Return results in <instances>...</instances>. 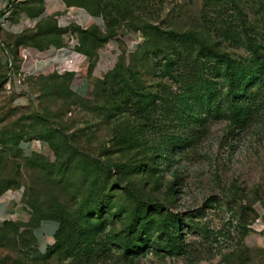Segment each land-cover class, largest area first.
I'll use <instances>...</instances> for the list:
<instances>
[{"label": "rangeland", "instance_id": "rangeland-1", "mask_svg": "<svg viewBox=\"0 0 264 264\" xmlns=\"http://www.w3.org/2000/svg\"><path fill=\"white\" fill-rule=\"evenodd\" d=\"M73 2L94 24L80 28L109 37L88 51L78 73L53 80L71 87L88 79L82 102L52 89L55 68L68 69L63 60L40 77L27 74L50 47L79 43L76 33L57 34L76 25L49 16L17 34L0 26V75L9 73L1 65L5 45L22 62L21 77L0 87V133L18 135L12 124L21 117L45 116L46 128L72 136L77 148L62 168L71 189L52 187L46 168L20 170V190L6 191L31 189L62 208L75 197L78 222L52 264H264V76L248 85L264 75V0ZM199 78L202 86L192 83ZM192 120L204 121L188 126ZM21 125L27 131L32 123ZM39 152L41 166L57 165L48 148ZM57 170L52 180L63 176ZM9 239L0 264H29L24 246L13 249Z\"/></svg>", "mask_w": 264, "mask_h": 264}, {"label": "trees", "instance_id": "trees-1", "mask_svg": "<svg viewBox=\"0 0 264 264\" xmlns=\"http://www.w3.org/2000/svg\"><path fill=\"white\" fill-rule=\"evenodd\" d=\"M67 8L72 6H76L73 0H62ZM34 6L37 5L40 7L39 10H35L32 8V15L37 16L42 13V0H29ZM82 8L89 9V7L85 3H81L78 5ZM16 9L13 11L14 14L16 13ZM23 11V10H22ZM1 15V14H0ZM44 23V22H43ZM42 22L38 23L36 27L33 29L39 28ZM109 25V22L107 23ZM70 31L71 33H76L78 35L79 43L81 48H79V52L87 57L89 60V50L95 47L96 43L98 42H106L109 37L105 40H99L98 38V30L94 29H82L78 26H74L71 29L57 31V34H65L66 32ZM39 34L32 36L30 40H35ZM17 44V43H16ZM57 48V47H56ZM4 49L7 51L9 58L12 62V72L14 74L19 73V59L16 50L13 46L5 45ZM46 50V49H45ZM4 62L8 66L9 72V63L7 59H4ZM184 65L182 69L187 68V62H183ZM186 65V66H185ZM90 66V65H89ZM191 69H193L191 67ZM89 72V67H88ZM264 73V72H262ZM72 74H63L58 75L54 74L48 80L52 81V89L58 90L57 95L63 101H68L70 99H74L76 102H82L84 99L79 97L75 92L71 90L69 85H61L58 86L54 83L53 80L59 78H66L71 77ZM264 75H255L253 77H249L248 85L249 87H253L261 82V78ZM7 74L0 75V87H2L3 83L5 82ZM40 77V76H39ZM192 81L193 84H197L201 86L203 85V81L200 80ZM247 103L253 105L250 102L249 98H245ZM88 102H85L87 104ZM209 113V112H208ZM252 115V112L249 113L248 116ZM191 118V116H188ZM251 117V116H250ZM248 120V119H247ZM246 120V121H247ZM24 121H30L32 125L27 128V131L24 126L21 125ZM204 120H192L188 126L200 125L203 123ZM245 123V122H244ZM41 126V130L36 131V127ZM47 120L45 116H29V117H21L19 120L12 124L13 129H17L20 131L18 135H10L8 133V129H4L0 136L8 137V140L5 142H0V196H2L6 191H17L20 190L21 183L17 181V178L20 177V170L30 171L33 173H44L46 168H48L49 174L45 175L51 180L50 185L54 188L65 187L66 189H71L70 182H64V177L67 175V171H64L62 168L67 167V165H71L72 157L77 153V148L72 143V136H67L62 131L57 130H49L46 128ZM31 141H38L40 143L45 144L51 153L54 155L55 162L57 165L52 166H41L42 158L39 154H32L31 156L24 157L20 151V144L22 142H31ZM3 145V147H1ZM56 177L58 178L59 175H63L60 180H52L53 171L57 168ZM119 169L124 168V166H119ZM7 175V178H4ZM64 192L61 191L60 195ZM68 197V194H64ZM75 197H69L67 199V203L63 208L58 206H52L48 204L41 203L38 200V194L33 193L31 189H28L27 192H23L22 194V205L25 207L28 215L29 221L27 223L18 222H11V221H4L0 226V247L3 245V241H5L8 237V244L13 248L16 249L17 243L19 242L20 245L24 246V249L27 254V259L29 264H52L57 258H60V254H56L55 249L58 246V242L64 236L66 230H72L74 228L73 223L78 222L75 219L76 213L72 209V203L75 200ZM61 198L53 197L51 199L52 203L57 205V202ZM45 221H52L57 223L58 229L54 235V244L48 248H46L45 253H40L36 244V239L34 236V231L36 228ZM57 256V258H56ZM18 264V263H17Z\"/></svg>", "mask_w": 264, "mask_h": 264}, {"label": "crops", "instance_id": "crops-1", "mask_svg": "<svg viewBox=\"0 0 264 264\" xmlns=\"http://www.w3.org/2000/svg\"><path fill=\"white\" fill-rule=\"evenodd\" d=\"M18 6H23L26 8L25 10L17 11L14 14L13 11ZM33 7L34 5L29 2V0H0V20L7 12H11L8 19L6 20L5 26L6 29L8 28V31L17 34L18 32L24 30H33L38 23H43L49 16H54V18L59 16V18H62V21L66 25H70L67 19L73 16L79 10L73 7L67 8L62 0H42V13L37 16H33ZM91 25L94 24L90 21L86 26L90 27ZM5 52L8 55L7 51ZM37 53L39 54L41 52L37 51ZM3 62L4 60L1 61V65ZM33 64H35V62ZM20 65H22V62L19 60V71H21ZM36 66L41 67V64H37ZM89 85V80L85 79L81 80L77 84L72 85L71 89L79 97L86 99L89 94ZM42 147L48 148L45 144L38 141L22 142L20 144V151L24 157L31 156L32 154L41 155L39 151H41ZM21 199V192H6L0 196V221H20L22 223H27L29 221V215L25 207L22 205ZM57 229V223L52 221L42 222L36 228L34 231V236L40 253H45L46 248L53 245L54 235Z\"/></svg>", "mask_w": 264, "mask_h": 264}, {"label": "built area", "instance_id": "built-area-1", "mask_svg": "<svg viewBox=\"0 0 264 264\" xmlns=\"http://www.w3.org/2000/svg\"><path fill=\"white\" fill-rule=\"evenodd\" d=\"M11 12H7L5 15L2 16L0 20V26L1 27H6L5 23L6 20L8 19L9 15ZM86 17V18H85ZM70 23V25H76L78 27H85L86 25L89 24L90 21H92L90 15H88L84 10L79 9L77 13H75L73 16L69 17L67 19ZM79 46L78 40L77 39H71V41L68 44V47L65 48H49L47 49V57L44 59H40L38 61H35V64H32L28 71L27 74L29 75L28 77H39L45 73V70L48 68H51L54 66L55 62L58 60H63L64 61V66L65 68L67 67L68 69H63L62 72L58 71V69L55 68V73L58 75H63L65 73H78L81 69L80 66L83 64L85 61H87V58L83 55H81L79 52L76 51V47ZM76 54V55H75ZM76 57H84L83 60L79 61ZM7 60L9 63V68L10 72L7 74V80H12L13 78L16 77V74L12 72V62L9 56L7 55ZM37 64H41V67H37ZM22 72L19 71L17 74L18 77H21ZM24 80V78L22 79ZM31 99V98H30ZM29 99V100H30ZM17 101V100H16ZM19 101V100H18ZM25 105V103H19V105Z\"/></svg>", "mask_w": 264, "mask_h": 264}]
</instances>
